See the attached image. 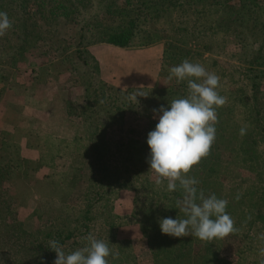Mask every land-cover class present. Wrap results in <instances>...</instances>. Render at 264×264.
Masks as SVG:
<instances>
[{"label":"rangeland","instance_id":"obj_1","mask_svg":"<svg viewBox=\"0 0 264 264\" xmlns=\"http://www.w3.org/2000/svg\"><path fill=\"white\" fill-rule=\"evenodd\" d=\"M231 4H235V0H230L228 6L221 7L220 11L224 14ZM199 5H192L189 9L196 11ZM97 8L94 3L86 11L82 10V16H74V21L63 20L55 26L54 37L50 40L62 51L55 53L48 46L39 45L38 51L43 55L27 57L29 65L18 73L19 83L0 78V264H32L28 262L31 260L28 254H34V237L56 224L61 233L71 232L75 218L83 212L88 213L86 216L90 221L87 225L96 230V238L102 237L111 244L108 264H154V256L148 249L142 229L132 224L130 217L146 210L151 206L150 202L157 208L162 205L158 194L168 196V201H177L182 195L179 188L169 192L167 181L157 186L149 165L141 160V177L148 180L147 186L151 187L150 192H156L157 198L151 200L141 194L136 196L134 189H116V186L109 185H95L94 189H89L87 174L90 170L86 159L72 156L76 143L60 145L62 152L50 153L51 156L49 140L82 141V122L91 118L96 123L98 120L91 116L92 113L104 121L109 108L117 116L114 103L120 95L123 99L121 108L125 113L121 124L114 122L105 137V147H109L107 161L112 163L116 161V146H139L145 139V133L154 129L157 122L153 112L155 103L158 108L167 107L176 95H180L174 91L181 93L179 98L187 95V81L168 80L170 67L187 59L202 64L209 71L215 63L226 71L227 76L232 74L239 78L232 67L242 64L230 57L238 52V46L226 31L210 32L211 36L205 40V44L213 48L212 54L203 50L200 42H187L191 38L182 40L185 41L183 45L160 41L125 49L105 46L107 44L78 47L79 37L83 35L87 39L91 35L96 25L91 23L105 27L115 22L116 18L104 17ZM217 15H211L210 19L220 21L223 16L217 18ZM82 21L87 24L91 21L90 27L85 28ZM185 27L178 26V37ZM76 50L83 55L75 54ZM180 50L189 54L180 55ZM167 54L173 55L175 60H170ZM208 58L218 63H206L204 59ZM83 60L88 64L84 66ZM46 69L50 74L44 81L41 78ZM240 71L243 73L242 82L247 81L246 72ZM38 76L40 79L33 78L31 83L21 80ZM228 78L225 82L230 90L229 105L232 109L226 105L224 109L216 110V138L208 154L187 175L199 181L197 187L204 189L206 195L215 194L228 201L226 211L233 219L236 231L211 241H201L191 235L183 238L191 248V255L204 248L210 264H258L264 258L260 254V249L264 248V134L257 128L258 120L264 117V81L257 91L249 86L239 90L235 97L243 100L238 102ZM260 78L264 79V75ZM22 85L30 91L25 97L19 93ZM138 86H143L140 90L146 97H137L136 102L130 99V94ZM97 92H102L107 101L101 103L99 97L93 96ZM88 94L95 104L89 111L84 101ZM109 103L114 105L108 107ZM82 143V146L86 145ZM200 184L207 187L200 188ZM173 205L176 213L181 214L178 218H183L176 204ZM62 207L68 208L63 222L55 220ZM109 209L117 218L113 237L110 229L99 227L101 219L108 217ZM19 232H23L25 237L17 240ZM116 240L120 244L116 245ZM17 243L23 244V252H18ZM54 259L44 258L39 264H53ZM183 264L194 262L186 260Z\"/></svg>","mask_w":264,"mask_h":264},{"label":"trees","instance_id":"obj_2","mask_svg":"<svg viewBox=\"0 0 264 264\" xmlns=\"http://www.w3.org/2000/svg\"><path fill=\"white\" fill-rule=\"evenodd\" d=\"M229 1L230 0H0V11L6 12L12 22V27L7 30L4 35L0 36V67L2 68L0 70V78L4 81L9 78L13 80L14 83H19L17 75L21 72L20 70L25 68L26 65H29V63H26L27 57L34 58L43 55L38 51L39 45L41 44H43V46H48L50 51L60 53L62 50L60 51L59 48H56L55 42L50 40L51 37H54L55 26H59L63 20L70 22L74 16H82V10L86 11L88 7H91L95 3L98 7L97 9L102 12L104 17L106 16L111 19L116 18L115 22L109 25L106 24L105 27H102V25L98 23H91L90 21L87 24L82 21L81 24L85 28L90 27V23L91 25H96L92 29L89 38L86 39L83 35L79 37L77 41L78 47L81 45L107 44L116 48L125 49L149 46L160 41L168 42V44L178 43L183 45L185 41L182 40L191 38L188 39L187 42H200L203 50L212 54L211 52H214L213 48L205 44V40L211 36V33L226 31V34L232 35L238 46V52L233 54V57L230 55V57L235 58L237 62L242 64V66H240L242 68L238 67L239 65H234L232 67L239 78L234 77L232 74L229 75L233 76L232 79L228 78L229 76L226 75V71L213 63H218L217 61L211 60L210 58H208V60L204 59L206 63L211 62L215 65L213 67L210 66V68L213 69L209 70V72H214L219 77L217 91L226 98L225 104L217 109H224L226 105L229 109H232L231 105H229L231 99L230 90L225 82L227 78L230 79L233 85L232 88L236 91L234 98H236L238 102L243 100L241 97H235L239 90L243 91L245 87L248 88L249 86L252 90L257 91L258 88H260L259 85L263 84L264 81L263 78H260L261 75H264V1L235 0V4H231L229 6L230 9L223 14L220 9L223 6H228L227 4ZM195 4H200L198 8L195 9L196 11L189 9L191 8L190 6ZM215 13L216 15L219 13L216 16L217 18L223 16L220 21L216 18L210 19V16ZM95 19L96 17L93 20ZM180 25H185L186 27L181 30L183 31L181 37H178L177 32L180 29L177 28ZM189 27H192V29ZM171 47L172 46H168V48ZM223 51H225L224 47ZM217 52L219 53V51ZM74 53H77L80 57L83 55L79 53V50L74 51ZM182 54L186 56L189 53L180 50V55ZM167 55L170 60H175L173 55ZM43 58L46 60L45 55ZM86 60H89V58ZM86 60H83L84 66L88 64ZM245 63L247 64V68L244 66ZM239 69L246 72L245 77L247 81L242 82L243 73ZM49 74L50 71L46 69V73L42 77L44 79L41 78V80L45 81V77L48 78ZM33 78L39 80L40 76L24 77L21 80L24 81L26 79V81L31 83L30 81H34ZM244 84H247V86H244ZM21 87L22 90L19 92L20 94L23 93L24 97L27 96L28 93L30 94V91H28L29 88H25L23 85ZM262 92H264V87H262ZM174 93L180 94L176 95L175 99L181 97V93H176V91H174ZM94 95L101 99V103L107 101L102 92H100V94L97 92L93 94V96ZM127 95L128 94H125L124 96ZM185 96L184 94L182 97ZM122 100L123 99L119 95L116 97V103H114L116 104L118 117L116 114H113L112 110L109 108V113L104 117V121H102V118L98 115L90 113L91 116L95 117L99 122L95 121L96 123H94L91 118L82 122L81 128L84 132L82 141L86 145L82 146V141H75L76 139L72 141L52 139L49 140L48 152L49 155H56L63 150L60 145L67 146L76 143V147L74 148L76 151L72 156H79L86 159V164L90 170L87 174L89 189H94L95 185L116 186V189L131 188L136 192V196L141 194L153 200L157 198V194L154 191L150 192L151 187L147 186L149 185L148 180L141 177L143 171L140 168L141 160L147 163L149 149L146 145V138L150 131L145 133V139L139 146L135 144L116 146V161L112 163L107 161L109 159V147H105L107 144V142H105V137L114 122L118 121L117 123L121 124L122 115L125 113L124 109L122 110L121 108L122 103L120 102ZM84 101L88 107V111L95 105L90 94L86 96ZM112 105L109 103L107 106L110 107ZM154 109H158V104H154L153 110ZM258 122L259 125L257 128L259 130L261 129L264 134V117H261ZM42 135L46 137L44 133ZM71 164L75 165L72 161ZM145 167L148 169L146 165ZM199 187L205 188L207 186L200 184ZM167 197L165 194H158V201H160L159 203H162V205L157 208L150 202L151 206L146 210L136 212L130 217L132 224L138 225L142 229L143 235L147 239L148 249L154 256V264H183L186 260H188L189 263L192 260L194 264H210L211 262L209 263L206 259L207 255H205L204 248H200L197 253L191 255V248L187 247V243L184 241L183 237H171L160 232L158 220L164 217L175 218L177 216L178 218L181 215L180 213H176V208H172L174 207L173 204H176V201H168ZM58 211H60V213L55 212L57 214L55 220L60 219L62 222L65 221V213L67 214L68 208L62 207ZM86 214L88 213L83 212L77 219L75 218L72 227L73 230H71V232H66L65 234L61 233L57 228L58 224L50 227L47 231H40L38 235L34 237L36 239L33 238L35 250H33L34 254H28L31 259L28 262L39 264L44 258L47 260L54 259L52 256H55V253L48 248V242L50 240L55 239L59 241L66 251H71L82 247L86 243L83 239L84 237L88 235L96 237V230H91V227L87 225V221L90 220L87 218ZM107 216L106 219L105 217L101 219L99 227L107 228V230L110 229L113 237V230H115L113 225L117 223V221H115L117 218L111 214L110 209ZM118 227L119 226H116V229H118ZM18 234L21 236H17V240L25 237L23 232H19ZM37 237L40 239H37ZM97 238L102 239V237ZM105 239L108 240L107 238ZM23 242L24 240L22 243ZM22 243H17L18 252H23V250H25ZM117 244L120 243L116 240V245ZM68 245H71V247ZM262 261H264V258H261L258 264H261Z\"/></svg>","mask_w":264,"mask_h":264},{"label":"clouds","instance_id":"obj_3","mask_svg":"<svg viewBox=\"0 0 264 264\" xmlns=\"http://www.w3.org/2000/svg\"><path fill=\"white\" fill-rule=\"evenodd\" d=\"M11 27L8 14L0 11V36ZM173 79L178 83L187 81V95L153 110L157 122L146 138L147 163L157 186L167 181L169 192L178 188L181 191L176 206L183 218L164 217L158 220V227L162 234L176 238L189 235L201 241L224 238L236 231L226 211L228 201L215 194L206 195L198 189L199 181L187 173L208 154L216 138V110L225 104L226 98L217 91L219 77L200 63L185 59L170 67L168 80ZM142 87L134 88L130 99L137 102V97H146L140 90ZM83 239L86 243L71 251H66L59 241L50 240L48 248L55 253L53 264H108L109 241L92 235ZM260 254L264 256V248Z\"/></svg>","mask_w":264,"mask_h":264},{"label":"crops","instance_id":"obj_4","mask_svg":"<svg viewBox=\"0 0 264 264\" xmlns=\"http://www.w3.org/2000/svg\"><path fill=\"white\" fill-rule=\"evenodd\" d=\"M105 46H108V47H110V45H105Z\"/></svg>","mask_w":264,"mask_h":264}]
</instances>
